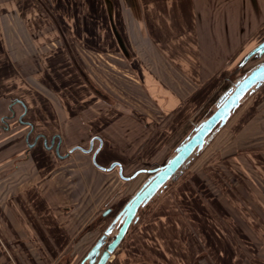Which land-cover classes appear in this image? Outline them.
Masks as SVG:
<instances>
[{"label": "crops", "instance_id": "0c3cea01", "mask_svg": "<svg viewBox=\"0 0 264 264\" xmlns=\"http://www.w3.org/2000/svg\"><path fill=\"white\" fill-rule=\"evenodd\" d=\"M93 1L19 0L14 20L0 16V264H82L93 246L79 240L87 225L79 213L129 194V180L97 168L93 152L99 166L119 162L129 177L132 128L119 122L141 121L132 117L145 100L181 103L214 60L264 28V0ZM257 36L254 49L264 42ZM83 49L129 74L96 65ZM147 115L142 123L159 122ZM257 122L264 135V116ZM38 135L60 140L58 152L34 144ZM94 138L93 152L75 149ZM235 153L221 152V179H180L182 170L109 264H264V145L253 149V172L226 159Z\"/></svg>", "mask_w": 264, "mask_h": 264}, {"label": "rangeland", "instance_id": "374dc122", "mask_svg": "<svg viewBox=\"0 0 264 264\" xmlns=\"http://www.w3.org/2000/svg\"><path fill=\"white\" fill-rule=\"evenodd\" d=\"M13 1H15L16 4H19V0H0V16L6 14V19H15L16 12L14 11V13H12L13 10L10 8ZM42 1L46 2V0ZM48 1L51 3V0H47V2ZM105 1L110 2V0ZM75 2H77V0H75ZM87 2L93 3L94 1L87 0ZM17 18H19V16H17ZM255 34H264V28H260ZM255 34H252L250 40H247L233 57L228 58L227 60H214L213 73L210 75H204V80H199L196 88L191 90L181 103H176V105L167 104L162 108H154L151 101V103H148V100H145L143 102L144 108L141 106L134 107L137 115L136 117H132V119H135L136 121L139 119L142 121V118H146L145 116L150 114L151 116H149V118L151 120H159V122L151 121L142 123L139 121L134 123L131 122L130 118L129 124H125L124 121L119 122V130H124L127 125H129V128H132L131 136L129 137V140H127L129 141V176L134 175L141 169H154L164 165L168 159L174 156L177 146H179L192 133L196 127L195 125L200 124L216 110L218 105L216 102L220 95L231 85L235 86V84L252 69L264 62V55L261 57L255 55L251 59L245 60L247 55L254 49L255 45H257L260 40L259 36L254 38ZM127 48L129 50V46H127ZM84 51L86 52L85 55L94 61L96 65L101 61V66L103 68L112 67L115 68L118 73L126 74V71L121 69L119 63L114 64L115 62L117 63L120 61L110 55L101 56L95 53L89 54L91 51L87 49ZM230 54H232V52ZM121 64L123 65L124 63ZM124 66H126V64L122 67ZM127 74H129V72ZM132 75L133 74L130 72V75L128 76L132 77ZM118 94L124 101H126L125 95L122 96L121 92ZM156 111H160V116L152 115V113ZM263 116L264 87L262 89L253 90L244 97L240 107L235 111L227 124L222 128L217 127L214 134L208 139L204 150L196 152L191 157L189 164L182 169L186 170V172L180 177V179L203 180L204 178L213 177L221 179L222 174L221 172H218L215 167L218 165L221 166V163H217H219L221 159V152L224 148L236 150V157H228V155L226 159H240L241 163H244L246 168H249L253 172V162H249L251 156L254 154L253 149L260 145H264V135L257 131L262 124L257 122V120ZM3 125L8 126V121L6 120ZM254 126H256V129ZM146 127L148 130L145 129ZM136 131L138 132L134 133ZM254 131L258 135L254 136ZM145 134H148V138L146 139ZM228 161V165L235 169V164L232 163V160ZM148 176V173L143 172L140 173L136 179L129 181L128 197H125V195L122 194L121 196L119 195L117 199L111 198V200L108 201V204L101 203L97 208L98 210L94 211L89 209L87 212L82 210L79 214L82 217L81 219H83L87 225L79 236V240L84 239L87 242L88 247H92L113 222L117 214L121 212L128 200H130L139 188L147 181ZM179 176L180 173L175 180H177ZM175 180H170L165 186L170 188ZM164 188L166 187H163L162 190ZM87 206H90V203L86 204V207ZM107 209H111L112 211L107 216H104V212ZM143 211L144 207L139 209L137 217H139ZM119 228L120 225L115 227L113 233L107 239L108 242L114 239Z\"/></svg>", "mask_w": 264, "mask_h": 264}, {"label": "water", "instance_id": "95a60500", "mask_svg": "<svg viewBox=\"0 0 264 264\" xmlns=\"http://www.w3.org/2000/svg\"><path fill=\"white\" fill-rule=\"evenodd\" d=\"M256 54L259 57L263 56L264 42L248 54L246 60ZM263 84L264 62L257 65L235 84L234 88L229 91L228 95L218 103L216 110L207 119L195 127L192 133L176 148L174 156L161 167L148 171H138L130 177H125L123 176V168L119 162H114L108 168L99 166L96 161V156L99 150H95L93 152V163L97 168L103 171H111L118 167L119 174L124 180L134 179L141 172H148L150 176L127 202L114 221L104 231L103 235L93 245L92 249L82 261V264H107L123 241L129 228L139 220V217H137L138 210L145 207L170 180L176 179L177 174L189 164L191 157L205 147L208 137L214 133L215 129L217 127L222 128L227 124L235 111L240 107L244 97L253 90L259 89ZM55 139L56 137L52 138V144L49 149L54 148ZM94 141L95 138L90 141L88 149L81 147L75 149H79L85 153H91L93 151ZM59 146L60 142L56 145L57 152ZM118 221H120L121 226L114 239L108 242L107 239L113 233Z\"/></svg>", "mask_w": 264, "mask_h": 264}, {"label": "flooded vegetation", "instance_id": "af4514ba", "mask_svg": "<svg viewBox=\"0 0 264 264\" xmlns=\"http://www.w3.org/2000/svg\"><path fill=\"white\" fill-rule=\"evenodd\" d=\"M258 56V55H257ZM234 88V86L233 85H231L230 87H228L227 89H226V91L225 92H223L221 95H220V97L217 99V102H216V104H218L221 100H223L227 95H228V93H229V91L231 90V89H233ZM95 90H96V92L98 93V94H100L101 96H103V97H106V95L105 94H103V93H101V91L99 90V89H97V88H95ZM107 98V97H106ZM12 119L14 118V114L12 113V117H11ZM6 121V119H4L3 120V122H5ZM22 121V117L20 116V122ZM24 123V122H23ZM27 125H29L28 123H27ZM196 127L198 126V124H196L195 125ZM5 128H8V126H4ZM31 133H32V130H30V132L28 133V136H27V142H28V146H30V147H32V145H33V143H31L30 144V142L28 141L29 140V137H30V135H31ZM40 139H43V142H44V146L46 147V148H48L49 149V147L51 146V142H52V140L50 141V142H48V140L46 139V138H44L43 136H41V135H38V136H36V138L34 139V144H36ZM46 140H47V142H46ZM60 142V140H57V138L55 139V145H54V148L53 149H55V151H56V145H57V143H59ZM50 150H52V149H50ZM57 152V151H56ZM59 155V154H58ZM150 176V175H149ZM148 176V177H149ZM111 209H107L105 212H104V216H107L108 214H110L111 213ZM120 213V212H119ZM118 213V214H119ZM106 214V215H105ZM117 214V215H118ZM117 217V216H116ZM115 217V218H116ZM114 221V220H113ZM117 225H120L121 226V224H120V221H118L117 223H116V225H115V227L117 226Z\"/></svg>", "mask_w": 264, "mask_h": 264}, {"label": "built area", "instance_id": "2783aa9c", "mask_svg": "<svg viewBox=\"0 0 264 264\" xmlns=\"http://www.w3.org/2000/svg\"><path fill=\"white\" fill-rule=\"evenodd\" d=\"M129 264H139V263H129Z\"/></svg>", "mask_w": 264, "mask_h": 264}]
</instances>
